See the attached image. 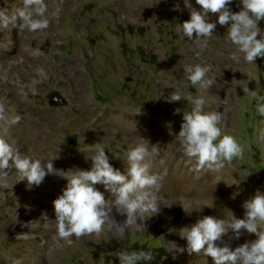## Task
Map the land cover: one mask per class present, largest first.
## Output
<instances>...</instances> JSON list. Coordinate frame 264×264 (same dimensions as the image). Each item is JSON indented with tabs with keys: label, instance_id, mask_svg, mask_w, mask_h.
<instances>
[{
	"label": "rangeland",
	"instance_id": "374dc122",
	"mask_svg": "<svg viewBox=\"0 0 264 264\" xmlns=\"http://www.w3.org/2000/svg\"><path fill=\"white\" fill-rule=\"evenodd\" d=\"M187 2L200 10L195 0ZM43 6L41 17L37 6L25 7L24 0H0V103L6 115L20 117L6 133L0 127V137L33 159L42 152H58L59 146L62 155L49 160L65 171L90 170L92 161L87 157L100 143L113 167L123 173L129 148L138 144L127 132L117 134L114 126L100 133L102 122H95V116L123 113L135 119L133 125L164 132L179 146L170 131L179 133L183 111L191 110L190 98L203 97L204 111L222 113V131L244 147L243 157L225 167L256 192H264V115L256 110L257 100L243 91L249 88L264 97V58L246 63L227 39V26L218 24V14L209 15L208 21L217 27L201 48L204 40L190 41L177 30L190 19L185 0H43ZM228 7L232 12L242 10L240 0H232ZM21 11L33 19H46L47 27L31 29ZM232 53L239 56L238 62L230 58ZM197 64L211 66L205 77L213 81L210 87L193 86L186 79L185 68ZM177 89L182 101L167 102ZM177 108L181 114H175ZM51 116L58 117L55 126L49 122ZM66 184L48 175L34 191L14 169L0 174V264L21 253L35 256L22 264H38L43 255L47 264H120L118 253L126 250H151V264H213L203 253L190 255L187 241L179 235L181 228L207 216L208 203L175 192L170 183L159 182L155 195L160 211L144 230L113 231L107 220L99 236H73L56 248L50 241V221L41 215L46 207L54 209L53 201ZM22 190L25 205L18 206ZM107 194L106 199H114ZM179 201L188 205V212ZM16 223L31 226L30 234L45 237L44 243L15 239L11 226ZM245 232L244 238L224 240L234 249L257 238Z\"/></svg>",
	"mask_w": 264,
	"mask_h": 264
},
{
	"label": "clouds",
	"instance_id": "9594fccd",
	"mask_svg": "<svg viewBox=\"0 0 264 264\" xmlns=\"http://www.w3.org/2000/svg\"><path fill=\"white\" fill-rule=\"evenodd\" d=\"M185 3L190 19L180 23L177 30L182 31L188 40H204L201 48L206 46L207 38L212 37L217 27V23L209 22L208 17L218 14V24L227 26V39L243 54L246 63L253 64L257 58H264V31L259 26V22L264 21V0H240L242 10L239 12L229 9L232 0H195L200 10L192 7L187 0ZM24 4L25 7L36 5V12L43 16V0H24ZM20 16L33 30L47 27L46 19H33L31 13L25 14L24 11L20 12ZM230 58L239 61L236 53H232ZM210 70L211 66L197 64L186 67L184 71L186 79L193 86L207 88L213 83L211 79H205ZM243 91L257 100L256 110L264 115V97H259L255 90L249 88ZM178 101H182L179 89L172 91L167 98L169 103ZM190 103L191 110L186 109L182 113L179 133L170 131V135L180 143L186 156L195 158L196 170L207 168L219 171L226 163L230 165L233 160L242 158L244 147L220 127L222 113L205 112L206 101L203 97H191ZM175 114H181V109H175ZM19 120V116L6 115L5 107L0 103V127H4L5 133ZM95 147V153L87 157L92 161L90 170L65 171L57 170L54 160L41 161L22 154L0 137V174L14 169L21 181H27L28 189L42 185L48 175L67 181L62 194L53 201L55 221L50 220L46 212L41 215L43 221L55 223L60 238L99 236L113 209L125 215V223L129 225L134 220L143 221L158 214L160 207L155 191L160 178L151 173V164L146 162L149 147L142 143L129 148L127 167L123 173L113 167L100 143ZM151 148L153 152L158 151L157 145H151ZM96 185H102L105 191L98 190ZM105 192L114 199H106ZM179 202L188 212V205ZM242 207L245 210L244 218H237L234 214L230 220L203 216L194 225L181 228L179 235L187 241V252L190 255L203 253L211 258L213 264H264V192L258 190ZM242 230L257 238L233 249L224 237L232 233L235 239H239ZM172 246V249L175 248L174 244ZM179 251L183 252L184 249ZM118 260L120 264H140L141 261L151 264L154 255L151 250H126L118 253Z\"/></svg>",
	"mask_w": 264,
	"mask_h": 264
},
{
	"label": "bare ground",
	"instance_id": "6f19581e",
	"mask_svg": "<svg viewBox=\"0 0 264 264\" xmlns=\"http://www.w3.org/2000/svg\"><path fill=\"white\" fill-rule=\"evenodd\" d=\"M44 114L45 113H43V115ZM122 114L112 113V114H102V115L95 116V118H97L95 122H98V121L102 122V125L99 126V132L102 133L103 130L108 128L109 126H114L117 134H119L122 131L127 132L130 134L128 136L134 138V142H137V144L142 142L143 144L148 146L150 154L146 158V162H149L151 164V173L157 175L160 178L159 180L160 183L167 184V185L168 183H170L171 187L173 188L175 192H180V193H183V195L185 196L195 198V200L208 203V206L205 208L207 216H213L216 218H224V219L230 220L234 214L237 218H244L245 210L243 209L242 204L248 199H250L251 197H253L256 193L255 188L251 184L234 177L236 175L234 176L232 175L233 173H231V169L228 166L220 169L219 171H210L207 168L197 171L196 170L197 165H196L195 158H190L186 156L184 154L183 148L180 147V145L176 146V143H175V146H174L173 138L164 135L163 134L164 132L161 134L158 130H155V129H151L150 131L148 127L145 125H142V126H139L140 124L133 125V123L135 124V121H134L135 119H132V117H126V115L124 116ZM57 118H54L51 116L49 120L50 124H54L55 126L57 123H59V120ZM109 130H111V128ZM29 131H32V129L30 128ZM90 131L91 130H89L88 133H90ZM32 132L36 133V130L33 129ZM151 145H157L158 151L153 152ZM57 149H58L57 150L58 152L49 153L50 155L47 154L46 152L44 153L42 152L41 156L38 159H40L41 161H46L47 159L49 160L50 156L52 157V155H54L55 160H57L59 156L62 155V150H59V146L57 147ZM83 157L85 158V155H83ZM82 164L87 166L89 163L87 161H84ZM126 167L127 165L125 166V168ZM95 187L102 192L105 191L102 185H96ZM35 188L36 187L34 186L31 189L35 191ZM25 191L26 190H22V192L19 195L18 202H17L18 206L25 205L24 200H22L26 195ZM45 210L48 214H50L49 215L51 216L50 220L55 221V216L49 213V212L55 213L54 209H50L46 207ZM31 215L33 217L35 214L33 213V214H30V216ZM155 217H156V214L143 221L138 220L136 222L134 220L129 225L125 223L127 219L125 215H121L118 212L116 213L114 212L109 216L108 221L112 222L111 228L113 231H124L126 229H135V228L140 230V228L142 229V226L147 227L149 222L152 221ZM30 227L31 226H29L28 224H21V223L13 224L11 226L13 237L18 240H24V242L26 240H30L32 241L33 244H34L33 241L35 239H39L41 242L44 243L45 237H39V236L30 234V230H29ZM50 229H51V232L49 233L50 241L52 244L55 245L56 248H59L62 245V243L70 242L72 237L69 239H64V238H60L57 235L54 222L50 221ZM229 236L233 237V234L229 233L227 237L225 236L224 238H229ZM242 236H243L242 238H244V235ZM31 251L33 252L34 250L32 249ZM29 256H26L25 254L21 253L19 257L16 258L17 255L16 257L11 255V257L7 258L9 259L8 264H22L26 259L35 257L33 255H29ZM47 260H48L47 255H43L42 258L39 260L38 264H47Z\"/></svg>",
	"mask_w": 264,
	"mask_h": 264
},
{
	"label": "trees",
	"instance_id": "16d2710c",
	"mask_svg": "<svg viewBox=\"0 0 264 264\" xmlns=\"http://www.w3.org/2000/svg\"><path fill=\"white\" fill-rule=\"evenodd\" d=\"M259 23H260L259 26H260L261 30L264 31V21H261V22H259Z\"/></svg>",
	"mask_w": 264,
	"mask_h": 264
}]
</instances>
